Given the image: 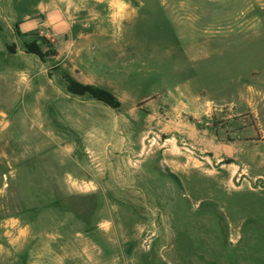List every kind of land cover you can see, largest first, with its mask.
<instances>
[{"label": "rangeland", "instance_id": "374dc122", "mask_svg": "<svg viewBox=\"0 0 264 264\" xmlns=\"http://www.w3.org/2000/svg\"><path fill=\"white\" fill-rule=\"evenodd\" d=\"M62 10L94 25L85 41L98 56L71 48L113 87L118 109L68 93L79 61L42 24ZM32 41L43 62L18 52ZM99 125L102 149L117 148L93 178L80 148L99 140ZM258 130L264 0H0V264H249L264 240ZM144 137L156 147L140 149Z\"/></svg>", "mask_w": 264, "mask_h": 264}, {"label": "crops", "instance_id": "0c3cea01", "mask_svg": "<svg viewBox=\"0 0 264 264\" xmlns=\"http://www.w3.org/2000/svg\"><path fill=\"white\" fill-rule=\"evenodd\" d=\"M97 1H99V0H97ZM85 3H89V1H85ZM87 14L91 15V11H88ZM75 17H76L75 12H73L72 15H67L66 11L62 10L61 11V18H48L47 17V19L45 21H43L42 24L50 26L52 28V30H54V32L56 33V36L58 39L61 37L65 38V36L68 37L67 40L65 39V42L67 44L63 45L62 54H63L64 58L68 60V62H76L77 60L79 61V65L73 64L69 68L71 76L81 83L93 84L95 86L103 87V84H101L100 82H97L93 79V76L95 75V73L91 70V69H93L92 68L93 66L91 64H94V63H92L91 61H88L86 59L85 60L86 63L83 64L82 58H81L82 50L79 49L77 51H74L71 48V44L81 46L80 43L83 42L82 46L83 45L87 46L86 48H84L85 52H83V53H85V55H87V56L90 55L93 57H95V55L98 56L97 53H94L92 51L91 52L88 51L89 50L88 48H90L91 45L88 41H85V40L91 39V36L93 37V33H89V31H85V30H88L92 26V24L89 21H85V22H82V23L76 25V22L74 20ZM34 25L36 26L39 24H34ZM76 27L79 30H76L75 29ZM93 27H94V25L92 26V28ZM99 33L101 36L103 35V32L98 31V34ZM105 34L109 36L108 33H105ZM74 49H75V46H74ZM18 52L20 54H24V55L26 54L24 51L23 52L18 51ZM13 54H16V53H13ZM77 57H78V59H77ZM47 70H48L47 68H44L43 71L47 72ZM107 85H108L107 90L112 92L113 87H111L110 84H107ZM113 93L115 94V91H113ZM64 97L67 100L74 99V101L79 102V103L85 102V103H88V105H93V104H91L93 102V100L86 101L83 99H78V97L77 98H75V97L71 98V96L69 94L65 95ZM174 122H175V120H174ZM99 126L101 128L100 129V135L101 136H99V140L98 139L96 140V138H95L93 145L92 144H89V145L85 144V146H83V148H80L81 152L89 154L88 155L89 157H93V161H95L94 163H96V164L91 163V166H89L90 168H88V166H86L88 168V170H84V172H86V174H88L90 177H93V178L97 177L96 175H99L101 173V171H100L101 167L100 166H101L102 161L105 162L108 159L111 160L110 153L115 154L116 153L115 150L117 148V146H115V147L113 146L112 148L108 149L109 148L108 146L110 144L108 142L104 146L105 149L104 150L102 149V147H103V144H101L102 134L103 135L105 134L104 131L107 128L104 130L106 125L103 127L101 125H99ZM173 129L176 130L175 131L176 133L180 134V130H178L174 126V123H173ZM258 133H261V138H263V142H264V131L258 130ZM52 140H57V139L53 138ZM145 140H146V137H144V139H143V143H142L143 147H140L138 145V147H140V149L146 151L150 147L151 148L156 147V144H153V143L148 144V143H146ZM163 145H165V144L163 143ZM163 145L160 146V147H162V149L161 148L160 149L162 151L166 152L167 149H165V147H163ZM63 147L65 148V146H63ZM176 147H177V150L174 149L172 153L171 152H168V153H170V154L179 153L178 152L179 146L176 145ZM3 149L5 150V148H3ZM14 150L16 151V149H14ZM64 150L66 153H68L69 156L72 155L70 153L74 154L76 152V151H74L73 147H71V146H66V149H64ZM131 150H132V147H131ZM131 150H129L128 153H131ZM75 160L81 168L85 169L84 168L85 166H83V164L79 161V159H75ZM80 179L85 180V178H80ZM261 179H263L262 176L260 177L259 182H262ZM87 180H89V182H91V179L87 178ZM255 190L262 191V190H264V187H258V188H255ZM263 229H264V227H263ZM263 241L264 240H262L259 249L255 252V257L254 258H245L246 262H249V264H264V242ZM0 259H1V261H4L6 258H0ZM13 263L14 264H117V258H74V257H71V258H14Z\"/></svg>", "mask_w": 264, "mask_h": 264}, {"label": "trees", "instance_id": "16d2710c", "mask_svg": "<svg viewBox=\"0 0 264 264\" xmlns=\"http://www.w3.org/2000/svg\"><path fill=\"white\" fill-rule=\"evenodd\" d=\"M7 50L11 54L15 53V45H8ZM24 52L36 56L42 62L44 61L45 54L41 51L39 45L35 41L25 44ZM51 55H56V52H51ZM67 91L75 96L89 95L94 100L99 101L112 109H118L120 106L119 100L110 91L99 86L80 83L72 78L68 81Z\"/></svg>", "mask_w": 264, "mask_h": 264}, {"label": "water", "instance_id": "95a60500", "mask_svg": "<svg viewBox=\"0 0 264 264\" xmlns=\"http://www.w3.org/2000/svg\"><path fill=\"white\" fill-rule=\"evenodd\" d=\"M16 28H17V26L15 25V26H14V29H16ZM14 29H12V30H14Z\"/></svg>", "mask_w": 264, "mask_h": 264}, {"label": "bare ground", "instance_id": "6f19581e", "mask_svg": "<svg viewBox=\"0 0 264 264\" xmlns=\"http://www.w3.org/2000/svg\"><path fill=\"white\" fill-rule=\"evenodd\" d=\"M169 139V138H168ZM172 142V141H171ZM181 152V151H180Z\"/></svg>", "mask_w": 264, "mask_h": 264}, {"label": "flooded vegetation", "instance_id": "af4514ba", "mask_svg": "<svg viewBox=\"0 0 264 264\" xmlns=\"http://www.w3.org/2000/svg\"><path fill=\"white\" fill-rule=\"evenodd\" d=\"M16 29H17V28H16ZM16 29H15V30H16Z\"/></svg>", "mask_w": 264, "mask_h": 264}]
</instances>
